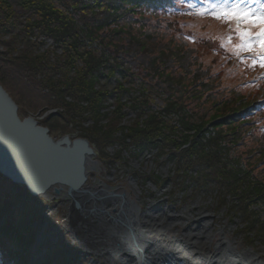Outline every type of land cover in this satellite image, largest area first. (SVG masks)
I'll use <instances>...</instances> for the list:
<instances>
[{"label":"trees","instance_id":"1","mask_svg":"<svg viewBox=\"0 0 264 264\" xmlns=\"http://www.w3.org/2000/svg\"><path fill=\"white\" fill-rule=\"evenodd\" d=\"M214 1L0 0V37H12L10 45L0 40V63L22 67L35 91H48L63 107L66 114L50 109L40 124L72 120L100 151L115 148L109 165L118 153L165 160L168 174L130 173L153 186L209 196L215 209L237 220L242 239L264 246V67L256 52L238 57L236 22L222 26L227 19L202 16L200 9ZM17 8L26 15L21 29ZM34 35L50 39L54 51H44ZM17 45L21 53L13 57ZM100 116L108 121L99 131L93 128ZM128 116L132 123L120 125ZM50 228L34 197L0 174V261L82 264L67 237L37 240Z\"/></svg>","mask_w":264,"mask_h":264},{"label":"rangeland","instance_id":"2","mask_svg":"<svg viewBox=\"0 0 264 264\" xmlns=\"http://www.w3.org/2000/svg\"><path fill=\"white\" fill-rule=\"evenodd\" d=\"M223 0H215L213 4L215 3H222ZM231 2V0H229ZM260 4H264V0H256V2L251 3L250 6L252 8H258ZM210 10V9H209ZM21 10L19 8L16 9V13L18 17V27L19 29L22 28L23 20L26 17L25 14H21ZM202 16H208L210 13L212 14V11L210 12H201ZM208 14V15H206ZM213 15V14H212ZM214 18H216V22L221 23L217 16L213 15ZM212 16V17H213ZM224 24L221 23L222 26L227 25L228 23L236 22L235 20H229ZM242 28L247 27V25L242 24ZM17 30V29H15ZM215 30V29H211ZM252 31H258V29H251ZM20 32V30H19ZM36 34V32H34ZM36 37L37 42L41 41V43H45L43 46V50L48 49L49 51H54L53 44H51L50 39H45L41 37ZM10 35L2 36L0 37V40H6V43H11ZM229 40V38H227ZM40 43V42H39ZM37 44V46L42 44ZM10 45V44H8ZM22 46L17 45L14 50H12V53L10 54L13 57H16L21 53ZM237 49L239 50L240 57L242 54H244L247 50L243 47L237 46ZM0 50H4L3 45H0ZM42 50V49H40ZM42 50V52H43ZM58 56L61 55V50L57 49ZM56 56V55H55ZM50 61L54 62L53 57L49 55ZM62 61L64 60L61 57H59ZM225 63V62H224ZM79 66L75 69H72L67 74L68 76H75L76 71L78 70ZM0 85L5 89V91L9 94V96L13 99V101L16 103L18 107V114L20 117H25L27 115L33 116L36 120L42 122L43 115L48 110L52 109L56 111L57 113L59 111L63 112V114H66L63 107L54 101H51L55 99L49 93L45 90H36L35 88L30 85L25 77L21 76L20 73L22 71V67H14L11 64L7 63H0ZM20 71V73H19ZM41 73H37V81L45 82L46 78L42 75L40 77ZM61 78V77H60ZM58 77L57 81H60L61 84L66 85L69 83V80L66 78L60 79ZM108 85L107 87H109ZM96 87V86H95ZM264 94V91H263ZM66 99L70 100L72 97H66ZM109 100V99H108ZM159 106V104H158ZM156 105V107H158ZM155 108V105H154ZM108 109V108H107ZM60 113V112H59ZM84 115H90V111H83ZM72 117V114L69 116ZM74 117V116H73ZM77 118V115L75 116ZM74 118V119H76ZM109 119V118H108ZM80 122L79 118L76 119L75 122ZM108 120L102 116L97 118V124L94 126L93 129H99L105 130L106 126H101V124H104V122H107ZM47 122V121H46ZM131 118L130 116L127 117L126 120H120V125H128L131 124ZM50 125L49 134L53 136L54 138L60 139L62 135L69 136L70 138H85L87 142L89 143V146L94 151V157H92L93 160H95V164L97 165V168L93 171H88L85 176V182L89 185H94L96 181L102 182L105 185L111 187L115 191L123 192L126 196L133 199L134 203L137 207H140L143 211H170V212H176L179 215L180 221L174 222L173 230L181 231L185 230L186 228H194V229H202L206 230L208 229L211 232V242L214 243L215 241H219V239H224V241H227L232 243V246L239 251L242 250H252L256 252L263 260H264V246L257 244L256 242H247L245 239H242L236 232L235 224L237 220H232L229 222V217L227 216L226 212H224V208L218 207L215 209L214 204L210 202L209 196L202 194V193H190V189L184 188L186 190L172 187L169 184H160L153 186L152 183H148L145 178L143 177H134V174L136 172L130 173L134 168L139 171L143 170L145 172H150L152 169L156 174L162 175V174H168V164L165 162V160H162L159 164H153L152 160L148 159L149 155L147 157H138V159H126L124 157L123 153H118V158L113 159V162L111 165L108 164V160L110 158L109 155L113 154L115 152V148L106 146L104 149L100 151L95 144L91 140L87 139L82 135L83 129H80V126H77L73 123L72 120L69 119L68 122H65V118L59 119V122H54L48 124ZM81 124H90V120H82ZM116 124H119L116 122ZM42 125V124H40ZM65 126L64 129L62 127ZM90 129V128H88ZM81 132V133H80ZM86 135H89L86 131H83ZM91 136V135H89ZM96 141L98 139L96 138ZM101 154H104L101 155ZM106 154V155H105ZM121 155V157H120ZM145 156V155H144ZM115 158V157H114ZM126 160V161H125ZM111 168V169H110ZM134 182L135 186L130 184V181ZM130 180V181H129ZM189 194L184 196V199L182 198V194ZM34 197V196H33ZM182 198V199H181ZM181 199V200H180ZM34 203H35V211L36 213L42 214L44 216V219H46L48 225L51 226L49 230L42 231L40 236L42 241H45L47 238L51 242H58L63 240L65 237H67L69 240L73 239V235H70L68 233L66 224L64 223V220L66 219L67 213H66V199L64 196L57 197L54 196L50 199L44 198V197H34ZM202 214L208 215L210 220L208 221V224H204L203 221H201ZM235 222V223H234ZM207 226V227H206ZM170 234H173L170 233ZM73 241V240H72ZM72 241H70L72 243ZM74 245V242L72 243ZM8 246L12 249L16 248L12 244H8ZM77 249L80 252V257L82 258V264H95V262H99L98 258H95L93 255H86V251L83 249ZM145 257V256H143ZM142 257V258H143ZM17 263V262H16ZM102 263V261H101ZM3 264V263H1Z\"/></svg>","mask_w":264,"mask_h":264},{"label":"bare ground","instance_id":"3","mask_svg":"<svg viewBox=\"0 0 264 264\" xmlns=\"http://www.w3.org/2000/svg\"><path fill=\"white\" fill-rule=\"evenodd\" d=\"M96 168L92 159L89 171ZM130 184L135 186L133 180ZM82 190V213H69L70 219L66 216L64 223L73 235L69 242L73 240L74 245L70 243L75 248L98 258L95 264H139L143 256L146 261L173 256L189 264H264L256 252L236 250L228 240L210 243L208 229L174 231L172 225L180 221L176 212L143 211L128 196L127 204H123V199L108 194L114 189L99 181L94 185L85 183ZM199 218L206 225L210 220L205 214Z\"/></svg>","mask_w":264,"mask_h":264},{"label":"water","instance_id":"4","mask_svg":"<svg viewBox=\"0 0 264 264\" xmlns=\"http://www.w3.org/2000/svg\"><path fill=\"white\" fill-rule=\"evenodd\" d=\"M92 157L94 151L85 138L62 135L57 139L33 116L20 117L16 103L0 85L2 176L23 186L34 197L64 196L70 219L72 213H82L80 194L85 196L82 189ZM108 194L127 204L123 192L113 190ZM74 239L78 241L76 236Z\"/></svg>","mask_w":264,"mask_h":264},{"label":"snow or ice","instance_id":"5","mask_svg":"<svg viewBox=\"0 0 264 264\" xmlns=\"http://www.w3.org/2000/svg\"><path fill=\"white\" fill-rule=\"evenodd\" d=\"M256 0H223L222 3L208 4L201 12H207L209 9L212 14L218 18L222 17L229 20H235L237 23V32L243 41L241 47L249 52H256L260 66L264 67V4L258 8H252L251 3ZM194 7V5H189ZM247 25L242 28L241 25ZM258 29L252 31L251 29ZM259 49L257 52L256 50Z\"/></svg>","mask_w":264,"mask_h":264}]
</instances>
